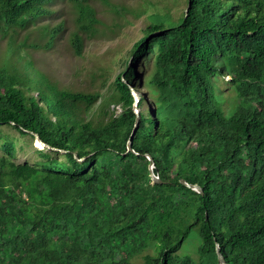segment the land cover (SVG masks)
Here are the masks:
<instances>
[{"label":"trees","instance_id":"trees-1","mask_svg":"<svg viewBox=\"0 0 264 264\" xmlns=\"http://www.w3.org/2000/svg\"><path fill=\"white\" fill-rule=\"evenodd\" d=\"M50 1L0 0V264H136L139 255L141 264H220L215 244L227 264H264V0L149 13L131 64L105 92L59 87L27 60L18 33L50 13ZM73 1L69 43L81 55L101 22L87 0ZM62 28L43 27L44 47ZM217 76L234 89L228 113ZM133 79L152 111L138 108L127 150ZM3 125L37 134L48 150L36 149L34 164L12 161L17 143ZM146 155L160 183H150ZM193 228L196 257L178 254Z\"/></svg>","mask_w":264,"mask_h":264},{"label":"rangeland","instance_id":"rangeland-1","mask_svg":"<svg viewBox=\"0 0 264 264\" xmlns=\"http://www.w3.org/2000/svg\"><path fill=\"white\" fill-rule=\"evenodd\" d=\"M87 0L94 8L96 17L101 23L96 25L93 34H86L81 55H76L69 43V33L76 27L75 17L77 9L73 0H51L47 3L50 13L39 16L34 22L18 33L20 39H25L30 54L27 60L31 61L36 69L56 82L59 87L74 89L76 91L105 92L109 83L132 62L129 51L134 42L142 36V29L148 23V14L155 10L170 9L172 15L177 17L186 7V0ZM62 23L63 28L56 36L50 47H44L48 39L43 27H55ZM1 42L0 45H2ZM35 43V46L32 44ZM152 65V56L141 60L135 68L137 75L145 76ZM228 76H217L215 82L217 92L223 99L221 107L228 113L234 104V89L228 83ZM131 94L135 97L134 107L141 108L146 114L152 111V101L148 98L143 80L133 79L129 84ZM153 93L156 92L154 89ZM138 94V95H137ZM138 97V98H137ZM146 98V99H145ZM137 99H141L138 107ZM117 111L120 107H115ZM2 129L14 137L17 150L11 160L16 163L27 162L34 164L41 157L36 149L48 150L34 135H20L13 127L6 125ZM61 152H53L58 156ZM3 152L0 150V156ZM198 238L193 228L180 247L178 254H189L196 257ZM154 244L151 243L142 252L152 253ZM136 264L142 263V258L135 257Z\"/></svg>","mask_w":264,"mask_h":264},{"label":"water","instance_id":"water-1","mask_svg":"<svg viewBox=\"0 0 264 264\" xmlns=\"http://www.w3.org/2000/svg\"><path fill=\"white\" fill-rule=\"evenodd\" d=\"M189 6H190V0H188L187 6L185 8V12H187ZM134 111L136 112V115L137 116H136L134 128H133V130L131 132V135H130V137L128 139V142H127V150H131L132 137H133L134 132H135V130L137 128V124H138V120H139V113H138V110L135 107H134ZM33 135L37 138V140L40 143H42L43 145H45L41 141V139L39 138V136L37 134L34 133ZM45 146L46 147H49L47 145H45ZM51 149H55V148L51 147ZM146 157L149 160L148 172H149V175H150V178H151V182L150 183L151 184L152 183H155V182L160 183L161 182L160 178L158 177V175H156L154 173V161H153L152 157L150 155H146ZM180 182L182 184L186 185L187 187L196 190L198 193H201V194L203 193V190H202L201 186L199 184H197V183H189V182L185 181L184 179H180ZM215 252H216V255L218 257L219 263L220 264H227V263H225L224 257H223L222 253L219 250V245L218 244H215Z\"/></svg>","mask_w":264,"mask_h":264}]
</instances>
